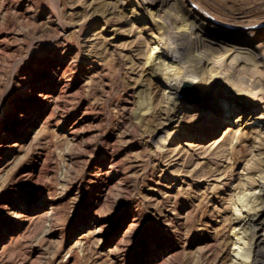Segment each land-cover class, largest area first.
<instances>
[{
	"label": "rangeland",
	"instance_id": "374dc122",
	"mask_svg": "<svg viewBox=\"0 0 264 264\" xmlns=\"http://www.w3.org/2000/svg\"><path fill=\"white\" fill-rule=\"evenodd\" d=\"M139 2L0 0V264H238L247 249L263 260L254 227L232 226L243 214L231 198L259 202L264 108L188 112L179 103L194 94L171 102L148 68L155 22L173 31L167 13L188 22V6L204 42L248 38L262 74L264 0Z\"/></svg>",
	"mask_w": 264,
	"mask_h": 264
},
{
	"label": "bare ground",
	"instance_id": "6f19581e",
	"mask_svg": "<svg viewBox=\"0 0 264 264\" xmlns=\"http://www.w3.org/2000/svg\"><path fill=\"white\" fill-rule=\"evenodd\" d=\"M164 1L166 0H140L139 8L150 10L152 5ZM185 8V11L188 13V19L190 18L188 22L186 21L184 14H179L178 16V14H172V12L167 13V17L172 22H179V24L176 26V29H174L173 31H166V29H163V27L165 28L166 25L165 19H163L162 22H155V27L158 31L156 36V47L158 46V48L156 49L157 54L154 57L152 53L149 54L145 61V64L148 63L152 57L155 58V60L156 58L160 60L158 63L159 66L156 68L155 64L157 63H153L151 66H149L148 72L150 75L152 74L158 79L163 80V82L168 84V87L170 89L174 90L172 96L167 95L166 97L168 99H171V102L176 103L174 100L172 101V99L177 98V95H179L181 88L187 87L188 92L193 93L196 99L188 100L186 108V103L183 101V99H181L179 103L181 104L180 108L183 107V110L188 108V112H190L189 110L194 106L196 108L197 106H200L203 102L208 101L210 102V107L213 111H215V109H220V112H225L224 115L221 114L218 118H216L218 120L224 118V116L226 115L232 114V112H235V110L245 112L264 108V97L260 95L261 92L264 93V82L261 76L264 75V71H262V74L259 75L260 71L259 73H257L254 70L257 67L253 69V67L261 63L263 60H256V57H258V53H256L252 49L251 41L247 38V40L241 41L239 42V44H234L233 42H223L220 44L217 41L215 42V44L213 42L210 43L208 41L204 42L203 39L199 36L197 26L207 27V25L205 26V23H203L202 19H198L199 16H197L194 11L191 10L192 8L188 6H186ZM156 20L157 19H155V21ZM180 27L188 28V32L182 31L187 34V39H183L181 36L182 33L177 30V28L181 30ZM169 33L172 37L171 40H168ZM185 41H187V43L183 46L182 43ZM166 59H169L168 61H172L173 63L168 62L166 65L163 64L164 66H162V63H164ZM175 61L185 62L186 64L184 66L177 67V72H172L171 67L172 65H175ZM132 64L134 65V62H132ZM207 64L210 65H208L207 67ZM144 69L145 68H143L142 70L144 71ZM140 90L142 91V89ZM143 94L145 95V93ZM144 95L140 96L139 102L142 105L139 106L140 109L141 107H145L146 109V106L148 104L150 105L147 99L146 101L148 102V104H145L146 102ZM223 95H227L229 98L224 97ZM191 98L193 97H189V99ZM144 104L146 106H143ZM175 106L176 104H173L171 107L175 108ZM143 112L142 114H144ZM192 113L193 112L190 113L191 116L196 115ZM170 120L171 119H169V121ZM170 123H172V121H170ZM179 126V123H177V125L173 127V129H171L168 133H174L175 131L180 129ZM159 127H156V129L159 130ZM257 186L259 187V190L257 191L258 193L256 201H258L259 199V202H255L253 199V202H251L250 204L251 206H249L248 204L250 203L249 201H246V203L243 202L244 200H242L243 198L241 199L240 196H232V203H234V205L237 207L238 205H241V207L239 208H241L240 210H242L241 214H243V216L231 219V224L232 226L234 224L233 227H237V225H243L244 227H249V229L251 227H254L253 230H250L252 232L249 233L251 235L250 237L252 240L255 238L258 239L256 245L257 247H259V242L264 240V232L257 231L261 224H263L264 220V180L259 181V184ZM239 191L241 192L242 190L240 189ZM244 197L246 198L245 193ZM247 228L244 229L248 232ZM245 230L244 232L245 234H247ZM244 232L242 233L244 234ZM238 233L240 232L235 231V234H237L236 237L238 236ZM241 238L245 239V237L243 236ZM252 240L249 241L251 243H254V240ZM244 242H247V240H245ZM246 251L247 252H244L243 255L239 251L240 256H238L239 254H237L236 252L235 254L237 255H234L232 257V260L236 263L239 262L241 264H264V257L263 260L260 259L261 256L258 257V253H256L251 262L249 261V259V262H247V257H242L249 256L244 255L245 253L247 254L249 250L247 249ZM262 252H264V249L262 250ZM239 257H241V259ZM242 258H245L246 260H243Z\"/></svg>",
	"mask_w": 264,
	"mask_h": 264
}]
</instances>
